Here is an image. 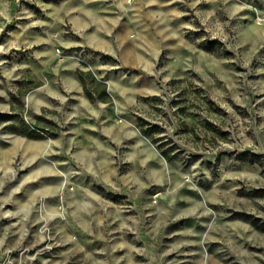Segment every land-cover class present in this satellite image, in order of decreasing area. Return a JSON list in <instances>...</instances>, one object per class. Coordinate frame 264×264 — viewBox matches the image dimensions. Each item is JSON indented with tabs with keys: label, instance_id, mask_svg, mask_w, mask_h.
Returning <instances> with one entry per match:
<instances>
[{
	"label": "rangeland",
	"instance_id": "1",
	"mask_svg": "<svg viewBox=\"0 0 264 264\" xmlns=\"http://www.w3.org/2000/svg\"><path fill=\"white\" fill-rule=\"evenodd\" d=\"M0 264H264V0H0Z\"/></svg>",
	"mask_w": 264,
	"mask_h": 264
}]
</instances>
